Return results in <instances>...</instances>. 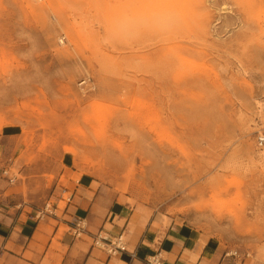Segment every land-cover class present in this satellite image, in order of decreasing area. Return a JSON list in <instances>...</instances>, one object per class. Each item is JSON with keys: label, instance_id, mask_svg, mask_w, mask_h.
<instances>
[{"label": "rangeland", "instance_id": "374dc122", "mask_svg": "<svg viewBox=\"0 0 264 264\" xmlns=\"http://www.w3.org/2000/svg\"><path fill=\"white\" fill-rule=\"evenodd\" d=\"M259 137L264 0H0V180L40 218L63 165L114 246L173 220L264 264Z\"/></svg>", "mask_w": 264, "mask_h": 264}, {"label": "crops", "instance_id": "0c3cea01", "mask_svg": "<svg viewBox=\"0 0 264 264\" xmlns=\"http://www.w3.org/2000/svg\"><path fill=\"white\" fill-rule=\"evenodd\" d=\"M51 170L56 179L47 200L61 211L55 224L0 180V264H152L156 255L157 264H230L219 242L173 220L136 228L126 248L116 249L113 241L127 232L125 219L110 207L96 213L88 184L74 180L73 171L63 165ZM97 239L103 246L94 244Z\"/></svg>", "mask_w": 264, "mask_h": 264}, {"label": "built area", "instance_id": "2783aa9c", "mask_svg": "<svg viewBox=\"0 0 264 264\" xmlns=\"http://www.w3.org/2000/svg\"><path fill=\"white\" fill-rule=\"evenodd\" d=\"M263 142H264V137H259V138H258V144L261 145V144H263ZM5 173H6V171H2V172H1V174H5ZM8 181L11 182L12 179L9 178ZM98 241H99V240H98ZM99 242H100V241H99ZM94 244L97 245V246H100L99 243H97V241H95ZM100 244H101V242H100ZM116 249H122V247L117 246ZM157 260H158V256L156 255V256H155V261L157 262Z\"/></svg>", "mask_w": 264, "mask_h": 264}, {"label": "bare ground", "instance_id": "6f19581e", "mask_svg": "<svg viewBox=\"0 0 264 264\" xmlns=\"http://www.w3.org/2000/svg\"><path fill=\"white\" fill-rule=\"evenodd\" d=\"M223 8H224V6H223Z\"/></svg>", "mask_w": 264, "mask_h": 264}]
</instances>
